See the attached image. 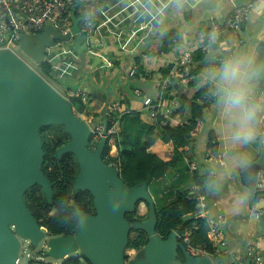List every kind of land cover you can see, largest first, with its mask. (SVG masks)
<instances>
[{
	"label": "water",
	"instance_id": "95a60500",
	"mask_svg": "<svg viewBox=\"0 0 264 264\" xmlns=\"http://www.w3.org/2000/svg\"><path fill=\"white\" fill-rule=\"evenodd\" d=\"M263 5L264 0H261L254 11L247 14L245 29L248 37L239 46V52L250 49L252 45L264 48V12L260 10ZM254 12H260V16L250 28V17ZM70 17L72 23L65 33L47 23L42 31L20 34V50L39 64L49 49L60 42V45L66 46V54L77 53L80 63L85 64L87 51L94 44L87 34L80 32V16L75 10L71 11ZM212 54L213 49H210L201 62L203 66H210ZM232 57L221 70L218 96L211 116L203 123L200 133L214 123L220 100L227 92L224 75L238 57V52ZM98 61L100 58L94 57L93 69ZM259 83L260 80L250 86H258ZM110 101L111 96H108L102 108L100 141L91 150V128L76 113L71 102L14 50L0 48V264H19L17 260L22 253L23 242L36 245L42 238H45L44 254L64 259L74 252L73 255H83L90 264H215L208 255L191 254L175 231L165 238L161 237L156 231V206L147 183L127 185L119 175V167L103 160L102 153L108 138L106 110ZM260 115L259 111L254 112L250 108V132L239 147L223 151L218 162H211L195 150L200 162L215 172H225L241 194L240 210L220 220L221 229L238 240L244 250L241 256L236 257L238 263L245 261L253 250L247 248L243 234L231 228L232 222L256 224L258 234L264 232L263 216L257 215V210L264 208V196H258L250 208L246 191V187L256 185L264 165V135L257 133L256 119ZM46 125H60L64 132L70 134L69 140L56 149V156L67 152L75 155L79 170L72 182L74 194L78 190H87L93 198L94 213L80 209L74 201L71 203L78 223L74 232L65 235H49L24 200L26 191L39 185L46 201L51 202L52 184L41 169L44 150L40 129ZM255 147L260 149L257 155ZM236 153H244V157L239 159L242 163L240 170L229 161V157ZM221 164L224 166L220 167ZM142 201L148 208L146 219L128 221L125 214L137 210ZM131 229L145 231L147 242L135 257L127 260L125 255ZM218 246L222 250L226 247L222 244Z\"/></svg>",
	"mask_w": 264,
	"mask_h": 264
},
{
	"label": "crops",
	"instance_id": "0c3cea01",
	"mask_svg": "<svg viewBox=\"0 0 264 264\" xmlns=\"http://www.w3.org/2000/svg\"><path fill=\"white\" fill-rule=\"evenodd\" d=\"M249 1L253 2V7L248 12L250 13L254 11L256 5L260 4L261 0H99L94 29L89 34L94 45L87 51L85 64L80 63L77 53L66 54L65 45H57L49 49V57L54 63L59 80L56 82L65 89V93H80L84 98H89L91 106L89 115L96 113V105L102 107L103 100H106L108 96H111L112 101L120 99L124 91L131 86H136L140 89L141 95L128 91L129 104L124 105L117 100L118 111L127 112L135 109L143 112L146 108L144 99L148 97L156 99L159 96L161 78L171 79L170 70L182 63L181 60L186 50H190L192 54L197 49L205 50L204 58L207 52L213 49L210 66L201 64L203 58L200 61L202 69L195 77L200 81L183 88L187 91V94L184 93L186 99H191L198 85L206 82H210L217 90V97L219 77L224 66L219 67V60L226 56L227 64L238 52V57L227 68L224 75V88L227 92L223 94L214 123L209 127L216 135L221 154L229 148L239 147L250 132V108L254 112L261 113L256 119L257 133L264 135V90L262 86L264 84V48L252 45L250 49H243L239 52V46L248 37L245 29L246 17L240 28L223 32L210 45L201 46L198 36L212 21L221 20L228 15L234 5ZM260 10L264 12V5ZM259 13L254 12L251 15L250 28L256 24ZM153 42L158 43L157 49H150V44ZM94 57L100 58V61L93 69ZM133 64L137 65V69L136 73L130 76L128 70ZM259 80L258 86H250ZM190 81L180 83L177 79L172 80L171 82L175 84L173 87H168L165 92L166 97L176 98L179 107L183 99L178 96L179 90L176 84H189ZM68 95L69 93L65 97L67 98ZM216 97L207 110L206 120L211 116ZM186 105L185 110L169 118L172 123H183L187 120L190 107L188 102ZM77 114L82 119L86 118L84 115L88 116L86 112ZM141 117L146 121L152 118L150 114H143ZM202 125L199 123L197 127L196 148L199 154L204 156L208 146L205 129L200 133ZM152 148H158V151L163 150L165 155L171 151L170 144L162 145L159 141H156ZM254 149L257 155L260 149L257 147ZM243 154L236 153L229 157L230 163L238 170L242 167L239 159L241 156L244 157ZM187 161L189 160L185 159L182 165L172 167L161 180L157 181L162 184L159 192L162 188L163 191H168L176 182L182 181L185 177L188 179L190 171L187 168ZM208 172L212 182L211 193L207 200L208 207L205 211L210 214V218L217 216L219 220H222L227 214L240 210L241 194L225 172H215L212 168ZM259 175L264 176L262 169ZM246 191L250 208L258 198L253 197L255 193H257L256 196H264V190L259 191L255 186L253 189L246 187ZM231 228L241 232L247 248L253 250V253L248 254L246 258L250 262L246 263L245 260L244 264L264 259V241L260 246H255L253 243L258 234L256 224L235 221L232 222ZM217 241V245L226 246L224 251L233 249L232 257H239L244 252L239 241L226 234Z\"/></svg>",
	"mask_w": 264,
	"mask_h": 264
},
{
	"label": "trees",
	"instance_id": "16d2710c",
	"mask_svg": "<svg viewBox=\"0 0 264 264\" xmlns=\"http://www.w3.org/2000/svg\"><path fill=\"white\" fill-rule=\"evenodd\" d=\"M75 13L79 15L77 12ZM158 46L157 42H153L150 44V49H157ZM204 54L205 50L197 49L191 55L190 72L192 74L199 75L201 72L202 65L200 61ZM38 65L43 77L59 81L49 54ZM196 81L200 80L197 79ZM196 81L191 80L189 84H186V87L194 85ZM174 84V82H171L169 87H173ZM183 86L182 84H176L179 90L178 96L183 99V102L172 112V115L182 112L187 108L186 102L189 101L188 118L183 123H172L170 119L167 120L162 114H158L156 117L153 116L149 121H146L141 117L143 112L135 109H130L127 112L108 110L114 101L119 104L117 100L121 104L128 105V91L133 92L136 86H131L127 91H124L122 98L111 100L107 107L108 126L110 127L113 119L118 116V129L113 136H109L102 157L106 162L116 164L119 167V175L127 185L147 183L148 190L153 195L156 206V231L161 237L165 238L171 231H175L182 244L203 250L212 259L215 258L218 264H236V259L231 255L234 252L233 249L224 251L209 238L210 220L212 217L216 218L217 216H211L210 218L207 211L205 213L198 212L196 200L187 191V185L189 182H193L200 186L201 193L206 201L211 193L212 178L208 172L211 167L198 160L195 150H197V127L199 123L203 124L206 121L207 113V110L204 109V103L198 97L207 90L213 91L215 88L210 82L198 85L191 99H186L185 94H187V91L183 89ZM67 99L71 102L76 113L86 112L89 114L91 108L89 98H84L80 93H72L67 96ZM92 115L94 126L102 123L101 112H94ZM205 135L210 152L216 155L220 152V146L217 140L214 144L211 143L212 140L216 139L211 127L205 129ZM40 136L44 150L41 169L52 184L53 194L51 202H47L42 188L39 185H34L26 191L24 200L34 217L45 227L49 235L70 234L74 232L78 223L77 214L71 205V201L74 200L80 209L88 210L92 205V196L87 190H78L73 195L72 182L78 172V161L75 155L67 152L60 157L56 156V148L69 139V134L63 131V127L60 125L43 126L40 129ZM156 141H159L162 145L170 144L171 151L165 155L163 150L158 151V148H152ZM96 143L93 144L97 145ZM113 147H115V152L112 153ZM185 159L196 162L198 164L197 169L190 172L188 179L185 177L182 181L176 182L168 191L165 192L162 188V191L159 192L162 184L157 182V179L164 177L172 167L182 165ZM203 168L206 169L203 170ZM262 172L264 174V165ZM256 195L257 193L253 197H258ZM52 210H55L54 214H50ZM136 211L127 212L125 218L128 221L144 220L146 218V215H140ZM193 223H195V227H192ZM187 228L190 229L189 243L184 242L182 238V233ZM146 242L147 235L145 231L131 229L127 248L140 251ZM227 256L230 260H226ZM35 263L90 264L81 254L67 256L59 262H49L44 259H30L28 262V264Z\"/></svg>",
	"mask_w": 264,
	"mask_h": 264
},
{
	"label": "built area",
	"instance_id": "2783aa9c",
	"mask_svg": "<svg viewBox=\"0 0 264 264\" xmlns=\"http://www.w3.org/2000/svg\"><path fill=\"white\" fill-rule=\"evenodd\" d=\"M99 0H0V46H7L9 42L18 43V38L22 33H32L42 31L47 23L54 25L60 32L65 33L71 26V11L78 9L76 12L80 16V32H83L89 36L94 29V22L97 13V2ZM253 7V2H246L244 4L234 5L231 12L223 17L221 20L212 21L208 27L202 31L198 38L201 46H207L212 44L223 32L227 30H236L240 28L247 13ZM60 45V42H57ZM50 52L48 51V54ZM191 51L186 50L181 60V68L178 65L170 70L171 79L169 77L161 78L159 82V96L156 99L145 98V109L143 114H150V116L156 117L158 114H162L168 120L172 116L174 109L178 107V101L176 98L166 97V90L172 80L177 79L181 82H188L196 77V74L190 72L191 66ZM228 58L223 56L219 60V67L226 64ZM137 65L133 64L128 70V75L132 76L136 73ZM263 90H264V84ZM133 93L141 95L139 88L133 89ZM72 94V93H69ZM217 95V90L206 91L202 93L198 99L204 103V109L208 110L210 104L213 102ZM119 104H111V111L119 112ZM118 116H116L110 127L108 128L107 135L113 136L117 132ZM101 130V124L95 125L92 131V143L98 140ZM217 139L212 140V144ZM113 153V149L111 151ZM222 154L219 152L213 155L208 148L205 158L208 157L212 162H218L221 159ZM187 168L190 172L197 169V164L194 161H187ZM161 180V177L157 179ZM255 188L259 191L264 190V176L258 175ZM187 191L192 198L196 200L198 212L205 213L208 207V202L204 199L201 193L199 185L193 182H189L187 185ZM166 192V190H165ZM257 215L263 216L264 208L257 210ZM221 220V219H220ZM219 218H211L210 229L208 232L209 238L217 245L218 238L222 237L225 232L221 229ZM195 223L192 227H195ZM184 242H190V229L187 228L182 233ZM264 239V232L257 234L254 239V245L260 246ZM191 254L207 255L203 250H199L190 245L186 246ZM25 246L22 248V253L25 251ZM28 254V253H27ZM20 255V256H21ZM29 255V254H28ZM20 256L18 263L20 262ZM236 259V257H234ZM236 264H244L243 262ZM251 264H264V259H258Z\"/></svg>",
	"mask_w": 264,
	"mask_h": 264
},
{
	"label": "rangeland",
	"instance_id": "374dc122",
	"mask_svg": "<svg viewBox=\"0 0 264 264\" xmlns=\"http://www.w3.org/2000/svg\"><path fill=\"white\" fill-rule=\"evenodd\" d=\"M78 9L75 10V12L77 11ZM0 48H8V49H12L15 51V53L22 59L24 60L29 66H31L32 68H34L36 71H38L39 74L40 73V68H39V65L33 61L28 55H26L22 50H20L19 46H18V43L16 42H9L7 44V46H0ZM42 75V74H41ZM58 92H60L63 96H65L67 93H71V92H66L65 93V89L59 85L58 82L52 80V79H48L46 77H44ZM133 100V98H132ZM135 100V99H134ZM104 101V100H103ZM102 101V102H103ZM105 101L103 102V105H104ZM102 105V106H103ZM100 105H96V110L99 111L100 110ZM84 117H86V120L90 119L89 116H86L84 115ZM48 126V125H46ZM102 126V124H101ZM113 152H115V147H113ZM163 177H161L162 179ZM157 184V183H155ZM148 189V187H147ZM152 193H153V190H152ZM153 197V195H152ZM139 206V211L137 209V213L140 214V215H148V208H147V205L142 201V202H139L138 204ZM146 219V218H145ZM132 235L134 233H131ZM264 241V239H263ZM262 241V242H263ZM44 242H45V238H42L40 239V241L38 242V244L36 245H31L29 243V241H24L23 244L25 246V251L23 252V254L20 256V262L19 264H28L29 260L30 259H33V260H39V259H44L46 261H49V262H59L61 260H63L62 258H52L46 254H44ZM29 255H28V254ZM137 250L134 249V248H126V259L127 260H131L133 257H135L137 255ZM75 254L74 252H70L69 254H67L68 256H71ZM212 259V258H211ZM214 261L215 264H218L216 259L213 258L212 259ZM226 260H230V258L227 256L226 257ZM249 263L250 260H246V263ZM36 264V263H35Z\"/></svg>",
	"mask_w": 264,
	"mask_h": 264
},
{
	"label": "flooded vegetation",
	"instance_id": "af4514ba",
	"mask_svg": "<svg viewBox=\"0 0 264 264\" xmlns=\"http://www.w3.org/2000/svg\"><path fill=\"white\" fill-rule=\"evenodd\" d=\"M102 108H103V106L100 108V110L99 111H97L96 113H99V112H101L102 113ZM109 110V109H108ZM108 110H107V113H108ZM88 116L90 117V119H88V120H86V118L85 119H83V120H85L88 124H89V126H90V128H91V136H90V142H89V148L91 149V150H94L95 148H96V146L98 145V143H99V141H100V137H101V134H102V128H103V120H102V123H100V124H102V126H101V130H100V133H99V137H98V140L96 141L97 143V145H94L93 143L91 144V138H92V131H93V127H94V122H93V120H92V118H93V115L92 114H88ZM102 117H103V115H102ZM109 127V126H108ZM64 131V130H63ZM69 134V133H68ZM69 138H70V134H69ZM108 138H109V135H108ZM108 138H107V140H106V143H107V141H108ZM69 140V139H68ZM67 140V141H68ZM66 141V142H67ZM65 142V143H66ZM63 145V144H62ZM61 146V145H60ZM106 146V145H105ZM57 149V148H56ZM104 149H105V147H104ZM104 151V150H103ZM103 154V153H102ZM77 159V158H76ZM103 160H104V158H103ZM105 161V160H104ZM107 163H109V162H107ZM112 164V163H111ZM78 170H79V165H78ZM78 173V172H77ZM77 175V174H76ZM75 175V176H76ZM75 179V178H74ZM73 189V188H72ZM76 194V193H75ZM74 194V191H73V195H75ZM74 200H72L71 202H73ZM83 210V209H82ZM85 211H88V212H90V213H94V209H93V198H92V205H91V208H89L88 210H85ZM138 211H139V207H138ZM137 212V211H136ZM32 213V212H31ZM55 213V210H52L51 212H50V214H54ZM138 252V251H137Z\"/></svg>",
	"mask_w": 264,
	"mask_h": 264
},
{
	"label": "clouds",
	"instance_id": "9594fccd",
	"mask_svg": "<svg viewBox=\"0 0 264 264\" xmlns=\"http://www.w3.org/2000/svg\"><path fill=\"white\" fill-rule=\"evenodd\" d=\"M212 162V161H211Z\"/></svg>",
	"mask_w": 264,
	"mask_h": 264
}]
</instances>
